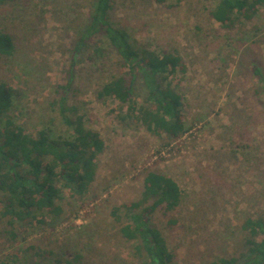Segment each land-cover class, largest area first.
Returning <instances> with one entry per match:
<instances>
[{
  "label": "rangeland",
  "instance_id": "1",
  "mask_svg": "<svg viewBox=\"0 0 264 264\" xmlns=\"http://www.w3.org/2000/svg\"><path fill=\"white\" fill-rule=\"evenodd\" d=\"M94 0H11L0 2V30L16 51L0 57V81L19 90L12 114L35 137L41 129L69 137L60 116L66 95L89 127L105 141L97 155L96 179L87 193L65 191V212L47 215L26 231L2 218L0 261L20 252L18 263L38 258L56 264H148L128 241L113 210L142 195L148 170L174 177L183 190L180 205L153 214L176 264H211L248 249V218L264 217V4L232 27L213 18L217 0H112L111 16L141 44L178 52L184 67L169 81L183 96L189 131L178 139L148 130L114 98L99 96L106 81L121 74V57L103 36L77 52ZM257 68L260 75L254 71ZM143 102L146 87L134 83ZM125 222V216L120 211ZM41 253L38 256V253Z\"/></svg>",
  "mask_w": 264,
  "mask_h": 264
},
{
  "label": "trees",
  "instance_id": "2",
  "mask_svg": "<svg viewBox=\"0 0 264 264\" xmlns=\"http://www.w3.org/2000/svg\"><path fill=\"white\" fill-rule=\"evenodd\" d=\"M8 1L11 0H0ZM263 4L264 0H217L211 14L223 27L230 28L237 18L251 19ZM111 9L112 0H94L90 19L76 45L79 52L92 43L99 52L101 48L95 37L101 35L121 57V74L106 81L99 96L118 100L127 107V115L133 118L137 115L136 119L148 130L165 133L170 139L180 138L190 128L183 112V96L169 78L180 66L184 67L182 57L178 52L160 53L139 43L127 27L113 21ZM15 51L12 35L0 30V57L13 55ZM254 71L260 75L257 68ZM139 78L147 92L142 103L134 96V83ZM18 96V89L0 81V196L5 200L1 216L10 223L15 243L19 242L17 224L25 231L35 221L45 225L47 215L53 220L64 214L58 200L63 199L65 191L71 197L88 192L96 179L97 155L105 148L100 132L87 125L86 116L79 112L78 106L69 104L66 95L60 97L58 105L61 118L73 129L69 137L52 136L45 128L38 137L26 132L12 114ZM182 199V187L174 177L148 170L141 197L113 210L115 218L122 223L123 237L137 242L136 252L146 256L148 264H176L177 254L153 222V214L159 208L174 211ZM244 227L250 234L248 249L239 256L221 257L211 264H264V217L248 218ZM16 256H20L18 250L0 264H19ZM61 263V259H56V264ZM71 263L67 260L65 264ZM33 264L53 263L38 258Z\"/></svg>",
  "mask_w": 264,
  "mask_h": 264
}]
</instances>
